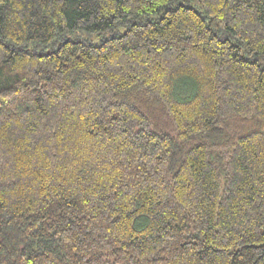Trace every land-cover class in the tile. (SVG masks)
<instances>
[{
  "label": "trees",
  "instance_id": "obj_1",
  "mask_svg": "<svg viewBox=\"0 0 264 264\" xmlns=\"http://www.w3.org/2000/svg\"><path fill=\"white\" fill-rule=\"evenodd\" d=\"M0 264H264V0H0Z\"/></svg>",
  "mask_w": 264,
  "mask_h": 264
},
{
  "label": "rangeland",
  "instance_id": "obj_2",
  "mask_svg": "<svg viewBox=\"0 0 264 264\" xmlns=\"http://www.w3.org/2000/svg\"><path fill=\"white\" fill-rule=\"evenodd\" d=\"M186 86H188V85H187V84H186V85L182 84V87L179 88V90H180L179 93H180L182 96L184 95V91H185ZM189 96H190V95H189Z\"/></svg>",
  "mask_w": 264,
  "mask_h": 264
}]
</instances>
